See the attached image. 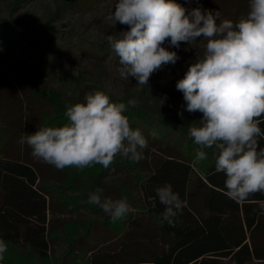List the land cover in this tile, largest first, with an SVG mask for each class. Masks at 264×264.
Here are the masks:
<instances>
[{
    "label": "clouds",
    "instance_id": "1",
    "mask_svg": "<svg viewBox=\"0 0 264 264\" xmlns=\"http://www.w3.org/2000/svg\"><path fill=\"white\" fill-rule=\"evenodd\" d=\"M114 5L106 19L129 27L109 34L107 41L119 58V76L135 78L137 85H148L154 72L175 64L181 42H203V55L196 56L175 85L183 93V108L202 113L199 124L191 122L187 130L198 146L195 161L205 160V149L214 148L215 171L226 177L225 195L242 202L252 193L264 194V147L258 148V140L264 139V0H248L249 11L235 21L222 17L219 9H187L178 0H116ZM137 103L136 98L127 104L113 101L105 90L88 92L82 101L65 104L66 123L37 127L22 134L19 143L57 169L94 164L109 168L117 154L138 162L148 136L157 133L149 130L146 136L131 126L126 108ZM103 191L99 186L90 191L88 203L113 222L133 211L126 197L113 199ZM154 191L165 206L161 223H171L185 201L169 182ZM6 250L7 243L0 239V261Z\"/></svg>",
    "mask_w": 264,
    "mask_h": 264
},
{
    "label": "rangeland",
    "instance_id": "2",
    "mask_svg": "<svg viewBox=\"0 0 264 264\" xmlns=\"http://www.w3.org/2000/svg\"><path fill=\"white\" fill-rule=\"evenodd\" d=\"M62 1L0 0V19L6 20L0 24V112L5 114L0 125L7 139L3 148L16 156L21 153L23 160L26 157L35 160L37 184L41 185L44 180V189L48 191L44 193L46 227L51 239L47 258L39 257L27 247L7 244L3 262L9 264H85L80 257L70 254V245L74 246L77 239L85 237L83 234L90 224L94 225V233L89 239L81 240L79 249L87 254L98 247L121 250L119 239L107 242L112 237L104 227L97 225L108 214L88 203L89 192L99 186L104 190L103 196L116 199L123 197L116 185L125 184L141 201L143 195L135 169H151L160 154L183 151L184 137L173 134L169 139L161 140L148 136L144 158L136 164L133 162L137 167L133 168V175L118 167L106 172L100 164L83 169L75 166L57 169L36 159L27 144L20 145V136L33 133L40 126H60L67 122L65 111L53 103L58 100L53 88L74 92L78 102L94 90H105L113 100L126 102L144 86L160 84L188 121L199 120L202 116L199 111L188 112L183 108V93L175 86L196 56L203 55V42L199 38L190 45L181 42L180 48L175 49L180 57L175 64L154 72L148 85H137L135 78L119 76V58L107 41L109 34L129 27L119 22L114 25L106 19L109 11L114 10L116 0H74L71 4ZM178 2L187 9L197 6L219 9L222 17L234 21L249 11L248 0ZM39 48L43 50L39 51ZM143 131L147 136L146 130ZM97 178L98 184L94 182ZM127 200L142 220V228L150 230L153 224L149 216L143 214L131 199ZM131 248L133 251V246Z\"/></svg>",
    "mask_w": 264,
    "mask_h": 264
},
{
    "label": "trees",
    "instance_id": "3",
    "mask_svg": "<svg viewBox=\"0 0 264 264\" xmlns=\"http://www.w3.org/2000/svg\"><path fill=\"white\" fill-rule=\"evenodd\" d=\"M73 1L62 2L71 4ZM3 22L6 20L0 19V24ZM65 78L69 76L65 75ZM52 90L59 100L53 102L56 108L65 111L66 103L78 102L74 92L61 87ZM132 98L138 103L126 108L131 126L145 129L147 133L155 130V138L161 140L169 139L173 134L184 137L183 151L160 154L151 169H135L143 195L141 201L125 184L116 185L123 197L131 199L143 214L149 216L153 224L150 230L142 228V220L135 211L116 222L107 215L97 225L104 227L112 237L107 242L119 239L121 250L98 247L87 254L79 249L81 240L89 239L94 233V225L90 224L83 234L85 237L77 239L74 246L70 245V254L80 257L85 264H264V210L261 209L264 194L252 193L242 202L225 195L226 177L223 172L215 171V149H205L206 159L195 161L198 146L187 136L191 121L178 115L177 105L160 84L144 86ZM4 115L0 112V123ZM260 119V127L264 130V116ZM192 123L199 124V121L195 119ZM5 140L0 125V239L10 245L27 247L39 257L47 258L51 239L46 227L45 182L42 180L41 185L37 184L35 160L28 157L23 160L21 153L16 156L11 150L4 149ZM259 147H264V139L258 140ZM116 167L132 175L133 168H137L119 154L106 172ZM94 182L98 184L99 178ZM165 182L171 183L185 201L182 211L171 223H161L165 206L155 198L154 189ZM0 264L9 263L0 261Z\"/></svg>",
    "mask_w": 264,
    "mask_h": 264
}]
</instances>
